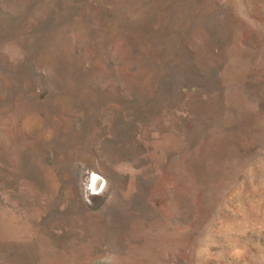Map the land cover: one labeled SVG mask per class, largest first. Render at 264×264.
Here are the masks:
<instances>
[{
    "label": "rangeland",
    "instance_id": "374dc122",
    "mask_svg": "<svg viewBox=\"0 0 264 264\" xmlns=\"http://www.w3.org/2000/svg\"><path fill=\"white\" fill-rule=\"evenodd\" d=\"M0 264H264V0H0Z\"/></svg>",
    "mask_w": 264,
    "mask_h": 264
},
{
    "label": "bare ground",
    "instance_id": "6f19581e",
    "mask_svg": "<svg viewBox=\"0 0 264 264\" xmlns=\"http://www.w3.org/2000/svg\"><path fill=\"white\" fill-rule=\"evenodd\" d=\"M93 179L95 182H97L99 180L97 176H94Z\"/></svg>",
    "mask_w": 264,
    "mask_h": 264
}]
</instances>
